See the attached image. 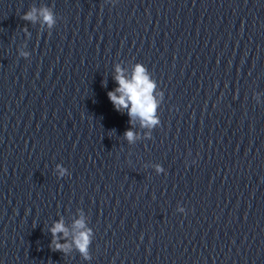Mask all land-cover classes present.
Instances as JSON below:
<instances>
[{
  "label": "water",
  "instance_id": "1",
  "mask_svg": "<svg viewBox=\"0 0 264 264\" xmlns=\"http://www.w3.org/2000/svg\"><path fill=\"white\" fill-rule=\"evenodd\" d=\"M0 264H264V0H0Z\"/></svg>",
  "mask_w": 264,
  "mask_h": 264
},
{
  "label": "clouds",
  "instance_id": "2",
  "mask_svg": "<svg viewBox=\"0 0 264 264\" xmlns=\"http://www.w3.org/2000/svg\"><path fill=\"white\" fill-rule=\"evenodd\" d=\"M37 11L36 8L31 9V11L24 14L23 19L35 22ZM39 14L49 27L53 25V14L47 8L40 9ZM116 71L117 75L115 80L118 87L114 91L108 92V98L112 102L115 110L120 112L121 109H128L127 115L129 117V123H131L133 117H138L142 127H151L160 123L156 117L157 103L153 95L156 84L147 75L146 68L138 64L130 80L122 74V70L119 66ZM117 93H119V95H117ZM124 136L127 141L132 142L135 133L131 130H127ZM57 167L59 168L60 176H63L66 170L59 165ZM181 211L183 212V209H181ZM74 227L76 229H84L74 236L73 243L78 251L88 259V247L92 230L86 229L83 219L76 220L74 222ZM49 231L52 235L50 247L54 251L67 253L71 246L67 243L61 244L59 242L61 239L60 234H63L65 239L68 235L63 220L55 222Z\"/></svg>",
  "mask_w": 264,
  "mask_h": 264
}]
</instances>
